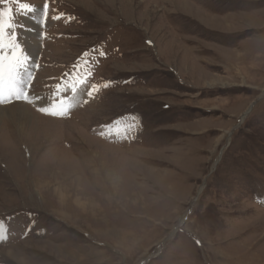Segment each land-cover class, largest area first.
Returning a JSON list of instances; mask_svg holds the SVG:
<instances>
[{"label": "rangeland", "instance_id": "374dc122", "mask_svg": "<svg viewBox=\"0 0 264 264\" xmlns=\"http://www.w3.org/2000/svg\"><path fill=\"white\" fill-rule=\"evenodd\" d=\"M23 2L0 264H264V0Z\"/></svg>", "mask_w": 264, "mask_h": 264}, {"label": "snow or ice", "instance_id": "6c2138e0", "mask_svg": "<svg viewBox=\"0 0 264 264\" xmlns=\"http://www.w3.org/2000/svg\"><path fill=\"white\" fill-rule=\"evenodd\" d=\"M14 2L17 5V10L23 12L25 15L35 10L30 4L23 2V0H14ZM44 7L47 9V4H45ZM6 33L8 40L7 44L5 43ZM5 49L8 51L6 52ZM101 55H103V53H101ZM25 60H27V56L23 54L21 45L16 42V31L12 9H0V103L5 102L3 98L5 70H7L8 76V95L15 100H29L28 94L24 91L23 81L18 74V69L23 66ZM57 87H59V85H57ZM95 89L96 86L93 85V87L89 89L88 95L92 96ZM39 111L52 116L64 115L63 111L57 113L56 111H50L47 107H41L39 108Z\"/></svg>", "mask_w": 264, "mask_h": 264}, {"label": "bare ground", "instance_id": "6f19581e", "mask_svg": "<svg viewBox=\"0 0 264 264\" xmlns=\"http://www.w3.org/2000/svg\"><path fill=\"white\" fill-rule=\"evenodd\" d=\"M250 5V4H249ZM248 5V6H249ZM30 20V19H29ZM33 25V24H32ZM142 73V72H141ZM76 98V97H75ZM222 98V97H221ZM72 101V100H71ZM23 104H18L16 105L15 107L14 106H10L9 108H11L12 110H14V112H5L7 107H0V125H1V122L3 121V119H8L9 121H11V123H14V120L16 119V122L18 124H22L23 125V129H24V126L25 124H28L30 119L32 118V116L30 115V108L28 107H21ZM56 105V104H55ZM24 106V105H23ZM16 107H20L19 109H14ZM59 109H64L67 107V105L65 104V102L61 103L59 106ZM28 108V109H27ZM9 110V109H8ZM149 110V109H148ZM4 111V113H3ZM35 115V114H34ZM39 117L41 118H44V119H52L50 117H46V116H41V115H38ZM32 120V119H31ZM45 121V120H44ZM16 125V124H15ZM21 126V125H19ZM26 127V126H25ZM19 129V128H18ZM20 130V129H19ZM19 143V142H18ZM6 145V144H5ZM6 155V154H5ZM59 178V176L57 177ZM105 179V178H104ZM85 204L84 203V207H85ZM83 205V204H82ZM99 206V204H98ZM60 213V212H59ZM11 254V252H10Z\"/></svg>", "mask_w": 264, "mask_h": 264}, {"label": "water", "instance_id": "95a60500", "mask_svg": "<svg viewBox=\"0 0 264 264\" xmlns=\"http://www.w3.org/2000/svg\"><path fill=\"white\" fill-rule=\"evenodd\" d=\"M157 255V254H156Z\"/></svg>", "mask_w": 264, "mask_h": 264}]
</instances>
